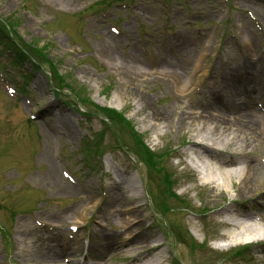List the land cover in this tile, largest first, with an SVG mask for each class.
I'll use <instances>...</instances> for the list:
<instances>
[{"label": "rangeland", "instance_id": "rangeland-1", "mask_svg": "<svg viewBox=\"0 0 264 264\" xmlns=\"http://www.w3.org/2000/svg\"><path fill=\"white\" fill-rule=\"evenodd\" d=\"M249 57L264 71V0H0V264H39L33 243L55 246L57 234L76 248L75 261L88 254L92 264H131L133 241L106 208L119 175L136 183L147 234L163 245L151 258L158 264H264V233L226 246L233 231L216 213L231 206L258 222L264 204V77L253 91L242 64ZM166 59L186 79L197 74L182 103L198 110L212 93L228 102L213 66L233 74L246 115L263 117L230 123L214 146L227 157L240 153L236 140L248 144L263 178L250 192L241 193L237 177L205 186L185 131L155 130L149 112H140L145 95L157 108L179 111L176 82L158 74ZM133 60L138 74L114 66ZM51 162L57 183L48 177ZM62 183L76 194L57 191ZM106 239L114 248L99 252Z\"/></svg>", "mask_w": 264, "mask_h": 264}, {"label": "bare ground", "instance_id": "bare-ground-1", "mask_svg": "<svg viewBox=\"0 0 264 264\" xmlns=\"http://www.w3.org/2000/svg\"><path fill=\"white\" fill-rule=\"evenodd\" d=\"M133 62L134 60L129 63H114V66L118 68L120 73L130 76L138 74ZM195 62L197 66H201V60L199 58L196 59ZM174 64L175 63L171 60H162L160 63L161 70L158 74L163 77L172 78L177 84L176 90L179 94V99H177L179 111L177 114H172L167 110L153 106L146 95L141 96L143 104L140 105L142 109L140 112H144L145 110L149 112L146 118L155 130L160 127L165 128L172 125L173 128L178 126L185 131L184 133L188 135L187 145L190 147L189 149L201 160L200 163L197 162L194 165V168L202 170H198V172L204 175L206 179L205 186L209 184L225 187L227 181L229 182L237 177L240 180L241 193L246 194L250 192L254 187H257L260 181L262 182L263 178L261 177L262 175L258 173V164L253 163L247 158L248 155H246L245 148L248 144L244 140H236V144H233V147L240 149V153L236 154L235 151L230 148L231 150L227 153V157H225L223 153H220L219 150L216 151L214 146L220 145L223 137H225L224 134H226L229 129L228 125H230V123L240 126V124H243V119L249 118L252 121L256 120L260 122V118L263 117L246 115L249 113V110L239 104L240 90L229 83L233 74L229 72L224 73L221 69L213 66L209 72L217 77L222 75V83L227 93L230 94L228 102L221 96L212 93L209 98H203L201 108L198 110L195 108L196 106L192 107L190 104L182 103L180 99L182 97L181 95L184 96L189 89L193 88V82L197 78V74H195V72H190L186 79V76L182 72L179 73L177 69H173ZM242 64L243 66L246 65L245 70H247V73L249 70L251 76L250 88L253 91L258 90L260 87L259 85L262 84V78L264 77L263 69L258 67L257 63L251 57H249V61L244 60ZM197 94L201 97L204 95V90L199 89ZM246 98L253 100L254 97L253 95H246ZM228 117L234 118L229 119ZM203 159L215 162L217 167L221 168L223 171L221 175H215L214 172L210 171L211 169H208V167L204 165ZM55 167L57 166L51 162L48 177L51 181L57 183L59 181L55 172ZM118 178L119 180L117 182L114 181L113 186L110 188L106 208L109 210V218L119 222L123 228L126 229V232H128L126 235L128 236V241H133V245L126 250L127 252L134 253L133 256L128 259V263L158 264V262L151 258L155 253L161 251L163 245L158 242L156 243L153 235L147 234L148 227H146L145 217L140 214L142 213V206L136 203L138 198L134 195L136 183L134 180L121 177L120 175ZM56 190L63 191L67 194H76L77 192V190L64 183L59 185ZM82 191H85V189H82ZM220 195L224 196L225 194H218V196ZM214 200L215 196L211 197L210 204H213ZM223 202L228 201L224 200ZM262 206L263 208H260L261 214L258 215V222H256L251 214L239 213L237 210H235V212L232 210L231 206L223 207L221 211L216 212L217 216L224 215L226 218L221 222L222 225L233 231L228 237L226 236V242H228L226 246L240 243L244 240L245 243H255L260 240L262 233H264V204H262ZM213 208H215V206ZM75 222L79 224L81 220L77 219ZM55 236L56 235H50L49 238ZM57 236L59 237L58 234ZM57 236L55 240H50L55 243V246L50 245V247L46 243L44 247H39V245L36 244L37 241L33 243V252L37 262L39 264H82V262L75 261L69 256L72 250L76 248H69L67 245L61 244V240H57ZM111 248H114L113 243L107 240L105 244L99 246V252ZM77 251L78 254L82 255V248L78 247ZM262 253H264V250H262ZM262 263H264V261H262ZM98 264L104 263L99 262Z\"/></svg>", "mask_w": 264, "mask_h": 264}, {"label": "trees", "instance_id": "trees-1", "mask_svg": "<svg viewBox=\"0 0 264 264\" xmlns=\"http://www.w3.org/2000/svg\"><path fill=\"white\" fill-rule=\"evenodd\" d=\"M118 116H120V115H118ZM121 117V116H120ZM121 122H122V119H121ZM124 123H125V121H124ZM147 151H145V156H147L146 153ZM143 154V153H142ZM144 155V154H143ZM151 163V162H150ZM150 163H149V165H150ZM168 184V183H167Z\"/></svg>", "mask_w": 264, "mask_h": 264}]
</instances>
